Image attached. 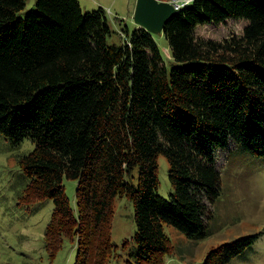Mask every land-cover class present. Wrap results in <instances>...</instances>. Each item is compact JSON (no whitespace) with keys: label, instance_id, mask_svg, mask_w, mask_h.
Masks as SVG:
<instances>
[{"label":"trees","instance_id":"obj_1","mask_svg":"<svg viewBox=\"0 0 264 264\" xmlns=\"http://www.w3.org/2000/svg\"><path fill=\"white\" fill-rule=\"evenodd\" d=\"M178 1L160 32L167 66L154 33L113 29L101 6L35 0L20 13L25 0H0V133L34 143L18 159L30 178L21 199H51V255L66 238L73 264H106L116 249L112 200L124 194L135 224L129 263L161 264L172 248L163 223L187 237L206 233L220 188L216 151L233 142L264 156V0ZM228 18L246 21L241 34L194 35ZM158 154L168 196L157 192ZM64 177L76 180L74 207ZM257 236L210 248L203 264H225Z\"/></svg>","mask_w":264,"mask_h":264},{"label":"rangeland","instance_id":"obj_2","mask_svg":"<svg viewBox=\"0 0 264 264\" xmlns=\"http://www.w3.org/2000/svg\"><path fill=\"white\" fill-rule=\"evenodd\" d=\"M78 1L84 10L103 7L113 29H118L124 23L130 29L138 26L132 19L136 0ZM34 5L35 0H25L20 13ZM244 24L246 21L240 18H228L218 25L206 22L195 26L194 35L213 39L239 35ZM114 38H117L116 34ZM154 39L164 64L169 66L172 58L165 36L160 32L154 33ZM33 145L28 137L14 141L0 133V264H73L75 240L64 238L53 255L45 246L43 234L53 209L51 199L23 200L22 194L30 178L18 159L27 154ZM216 164L220 188L209 205L211 215L206 224V233L187 237L173 225L163 223L172 248L171 252L162 255L161 264H203L210 248L247 234L258 236L242 253L225 264H264V156L251 154L230 142L227 148L216 151ZM155 168L157 192L168 196L171 184L167 177L165 155L158 154ZM62 183L74 207L76 180L64 177ZM134 230L131 200L124 194L116 195L112 200L110 220V239L116 249L106 264H130L129 241Z\"/></svg>","mask_w":264,"mask_h":264},{"label":"water","instance_id":"obj_3","mask_svg":"<svg viewBox=\"0 0 264 264\" xmlns=\"http://www.w3.org/2000/svg\"><path fill=\"white\" fill-rule=\"evenodd\" d=\"M178 9L177 4L169 0H136L132 19L147 31L159 33Z\"/></svg>","mask_w":264,"mask_h":264},{"label":"built area","instance_id":"obj_4","mask_svg":"<svg viewBox=\"0 0 264 264\" xmlns=\"http://www.w3.org/2000/svg\"><path fill=\"white\" fill-rule=\"evenodd\" d=\"M169 1H171V2H173V3H176L178 7H180L181 4H182V3L179 2L178 0H169ZM184 1L187 2V1H189V0H184Z\"/></svg>","mask_w":264,"mask_h":264},{"label":"crops","instance_id":"obj_5","mask_svg":"<svg viewBox=\"0 0 264 264\" xmlns=\"http://www.w3.org/2000/svg\"><path fill=\"white\" fill-rule=\"evenodd\" d=\"M135 25H137V24H135Z\"/></svg>","mask_w":264,"mask_h":264}]
</instances>
